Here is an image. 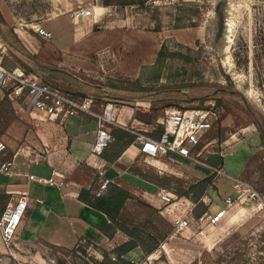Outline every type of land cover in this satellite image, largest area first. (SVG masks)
<instances>
[{
	"label": "rangeland",
	"instance_id": "1",
	"mask_svg": "<svg viewBox=\"0 0 264 264\" xmlns=\"http://www.w3.org/2000/svg\"><path fill=\"white\" fill-rule=\"evenodd\" d=\"M140 1L0 0L4 62L79 96H94L96 109L114 104L116 119L127 128H147L154 135L167 110L216 100L222 115L203 139L201 158L213 166L223 164L227 174L243 176L264 194V0H228L221 27L220 0ZM81 7H96L98 16L74 22L73 13ZM37 27L52 37L41 36ZM38 129L0 88V137L16 146L25 140L38 146ZM152 163L163 165V172ZM131 166L133 174L141 168L171 179L155 184L128 174L126 180L132 197L122 211L132 221L129 225L154 233L157 225L168 234L151 256L154 264H264V207L257 202L235 205L218 223L206 212L196 217L197 202L190 227L175 231L169 216L161 213L164 204L146 196L165 186L178 200L190 198L177 191L211 177L216 186L204 196L209 194L212 203L208 196L202 201L211 203L208 212L213 213L225 206L227 196L236 197L229 177L215 179L199 164L167 156L154 160L139 155ZM94 250L107 251L89 240L73 248L27 244L0 252V264H85Z\"/></svg>",
	"mask_w": 264,
	"mask_h": 264
},
{
	"label": "built area",
	"instance_id": "2",
	"mask_svg": "<svg viewBox=\"0 0 264 264\" xmlns=\"http://www.w3.org/2000/svg\"><path fill=\"white\" fill-rule=\"evenodd\" d=\"M92 15H95L94 7H81L73 13L72 20L77 22L81 17ZM36 30L45 38L52 37V32L43 27H37ZM6 49V42L0 32V88L5 91L15 106L20 107L35 121L37 127L50 125L54 129L52 135L60 138L58 135L64 129L70 116L86 113L94 116L97 122L96 138L91 149L92 155H102L103 150L114 139L112 134L114 124L121 123L120 127L134 132L135 141L132 144L138 148V156L142 155L146 159L154 160L160 156H167L171 160L194 162L211 170L212 174H216L215 179L220 175L229 177L236 191V197L227 196L225 206L216 213L208 211L205 213L213 223L220 222L237 204L257 202L259 208L264 207V194L251 182L243 176H231L225 172L223 166H213L201 158L205 150L203 147L200 148L203 139L219 122L222 115L223 108L216 100L209 101L205 106L167 110L162 121L164 130L157 135L151 134L147 128H138L133 131L127 128L120 119H116L114 104H107L103 108L96 109L94 96H79L74 90L62 84L53 83L39 78L36 74L28 73L23 67L8 68L4 62ZM140 123L142 122L140 121ZM44 144L45 147H48V144ZM7 150V142L0 137V173L4 174H10L14 164L13 158L5 157ZM47 152L45 148L42 150L33 149L29 155L30 162L39 163L45 158ZM220 154L225 157L224 152H220ZM152 164L159 172H163L165 168L163 165ZM28 177L39 183L60 186L65 184V174L57 169H53L52 175L49 177L35 173H28ZM57 177L63 179L58 180ZM111 183H115V179L107 176L105 167L103 165L97 167L96 181L91 187L93 194L98 197L105 195ZM6 192L10 195V199L5 209L0 213V237L6 248L12 251L14 240L27 213L30 198L27 191L8 188ZM15 195H18V198ZM149 195L152 200L155 198L156 201L164 204L165 209L161 213L169 216L175 231L190 227L197 202L191 201L187 197H181L178 200L177 194L165 186L157 187L155 193L151 192ZM206 199L207 196L201 198L207 202ZM110 256L114 260L117 259L115 253H111Z\"/></svg>",
	"mask_w": 264,
	"mask_h": 264
},
{
	"label": "crops",
	"instance_id": "3",
	"mask_svg": "<svg viewBox=\"0 0 264 264\" xmlns=\"http://www.w3.org/2000/svg\"><path fill=\"white\" fill-rule=\"evenodd\" d=\"M89 116L93 119L89 120ZM90 121L95 122L94 128L89 127ZM96 127L94 116L79 113L68 118L64 129L58 135L61 139L52 135L54 129L50 125H45L37 130L38 146L31 145L27 140L19 146L7 141L8 150L5 157L13 158L14 164L10 174L0 173V213L10 199V195L6 192L8 188L27 191L30 198L27 213L14 240L12 251L22 250L24 245L37 243L73 248L80 242L89 240L93 245L104 247L110 255L116 246L129 239V236L120 230L114 237H109L102 230V225L110 222L108 215L80 198L81 189L92 187L96 181L97 167L102 165L108 177H113L115 183L127 189H130L131 184L126 181L128 174L131 178H142L132 172L131 165L138 157V148L134 144H131L114 162L108 161L102 155L91 154L96 138ZM44 143L48 144V147H45ZM43 148L48 151L45 158L39 163H31L29 155L32 150ZM53 169L65 174L63 186L39 183L28 177V173L49 177ZM150 193L146 191V196ZM15 196L18 198V195ZM207 196L211 199L209 194ZM211 203L208 204L209 209ZM231 212L232 210L228 211V214ZM7 250L0 237V252ZM156 252L148 255L141 247H137L124 256L135 264H154L151 256ZM94 254V258L99 260L104 258L102 250H94Z\"/></svg>",
	"mask_w": 264,
	"mask_h": 264
},
{
	"label": "trees",
	"instance_id": "4",
	"mask_svg": "<svg viewBox=\"0 0 264 264\" xmlns=\"http://www.w3.org/2000/svg\"><path fill=\"white\" fill-rule=\"evenodd\" d=\"M149 0H141V4H146ZM228 0H220L216 6V12L219 17L220 27L223 26V11ZM162 52V51H161ZM160 52V53H161ZM57 71L67 75L66 71L56 68ZM218 96V95H217ZM218 98L221 100L222 97ZM93 117L89 116V120ZM164 125H161L157 132H162ZM114 136L113 141L106 147L102 156L110 162L116 161L123 152L135 141V134L123 127H114L112 130ZM134 172L139 174L143 179L149 180L155 184H164L165 182L171 181L170 178L159 176L158 174L149 175L146 171L141 168H135ZM214 182L211 183V177H205L193 184L187 189L183 188L177 192L182 195H187L192 198L195 202H198L196 208V217L202 216L209 210V205L205 204L201 198L208 193L212 186H216ZM132 197L131 191L118 184L111 183L108 190L103 196H95L91 188H82L80 191V198L91 205L92 207L105 212L110 222L102 225V230L109 236L114 237L117 231H122L129 236V239L124 243L116 246L112 252L117 255V259H112L107 251H103L104 258L99 260L94 257H90L89 260L85 261V264H135L124 255L129 251L141 247L146 254H151L158 249L163 239L168 238V234L162 233L157 225H153L156 230L145 231L140 226H130L129 223L132 221L122 211V208L127 201Z\"/></svg>",
	"mask_w": 264,
	"mask_h": 264
},
{
	"label": "bare ground",
	"instance_id": "5",
	"mask_svg": "<svg viewBox=\"0 0 264 264\" xmlns=\"http://www.w3.org/2000/svg\"><path fill=\"white\" fill-rule=\"evenodd\" d=\"M100 7H97V9H99ZM101 9V8H100ZM96 13H97V11H96V7H95V15L94 16H96ZM98 14H102V11H99V13Z\"/></svg>",
	"mask_w": 264,
	"mask_h": 264
}]
</instances>
